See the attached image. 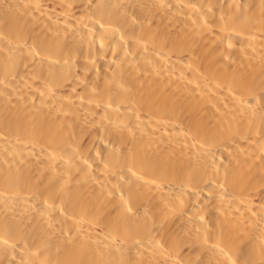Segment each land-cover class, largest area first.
Instances as JSON below:
<instances>
[{
  "label": "bare ground",
  "instance_id": "bare-ground-1",
  "mask_svg": "<svg viewBox=\"0 0 264 264\" xmlns=\"http://www.w3.org/2000/svg\"><path fill=\"white\" fill-rule=\"evenodd\" d=\"M0 264H264V0H0Z\"/></svg>",
  "mask_w": 264,
  "mask_h": 264
}]
</instances>
